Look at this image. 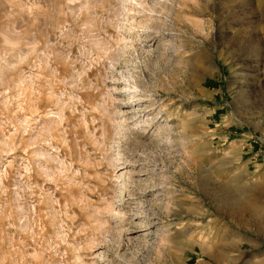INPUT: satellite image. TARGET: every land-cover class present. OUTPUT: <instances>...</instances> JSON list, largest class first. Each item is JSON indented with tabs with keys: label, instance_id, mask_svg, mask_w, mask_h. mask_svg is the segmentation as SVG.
<instances>
[{
	"label": "rangeland",
	"instance_id": "1",
	"mask_svg": "<svg viewBox=\"0 0 264 264\" xmlns=\"http://www.w3.org/2000/svg\"><path fill=\"white\" fill-rule=\"evenodd\" d=\"M0 264H264V0H0Z\"/></svg>",
	"mask_w": 264,
	"mask_h": 264
},
{
	"label": "bare ground",
	"instance_id": "2",
	"mask_svg": "<svg viewBox=\"0 0 264 264\" xmlns=\"http://www.w3.org/2000/svg\"><path fill=\"white\" fill-rule=\"evenodd\" d=\"M209 256L212 258L213 257V254H209Z\"/></svg>",
	"mask_w": 264,
	"mask_h": 264
}]
</instances>
